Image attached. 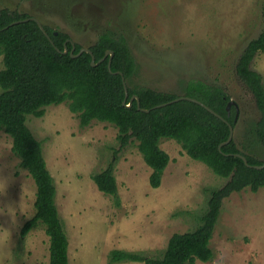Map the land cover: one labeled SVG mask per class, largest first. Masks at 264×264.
<instances>
[{
  "label": "rangeland",
  "instance_id": "1",
  "mask_svg": "<svg viewBox=\"0 0 264 264\" xmlns=\"http://www.w3.org/2000/svg\"><path fill=\"white\" fill-rule=\"evenodd\" d=\"M263 0H0L41 25L59 29L88 48L106 30L126 38L136 64L130 87L182 97L188 82L221 87L237 104L233 138L243 152L264 160V148L249 128L259 118L254 97L236 72L247 44L263 30ZM3 60L0 57V70ZM251 69L264 84V53ZM26 124L42 144V155L56 186L55 203L68 240L69 264H109L115 249L159 257L174 234L193 231L207 210L213 190L228 179L190 158L173 140L159 147L170 162L159 188L152 169L131 140L120 148L117 129L92 121L83 127L67 103L45 108ZM0 131V264H48L49 237L38 224L20 231L35 215L37 187ZM114 164L117 204L92 176ZM207 263L264 264V187L245 188L223 199L209 242ZM115 264H143L123 262Z\"/></svg>",
  "mask_w": 264,
  "mask_h": 264
},
{
  "label": "trees",
  "instance_id": "2",
  "mask_svg": "<svg viewBox=\"0 0 264 264\" xmlns=\"http://www.w3.org/2000/svg\"><path fill=\"white\" fill-rule=\"evenodd\" d=\"M261 10L263 30L244 48L236 72L252 93L259 111V118L249 128V133L264 148V84L261 74L250 68L255 56L264 53V0ZM32 18L35 19L17 10L0 9V57L3 60L0 70V131L11 137L12 153L19 158L21 167L30 174L37 187L35 215L23 225L21 236H26L38 224L43 225L50 242L48 264H69L68 240L55 203L54 179L46 167L42 144L26 124L28 116L42 118L45 108L67 103L83 127L93 120L115 126L120 148L131 140L136 141L138 152L152 169L149 183L153 188L160 187L170 162L169 155L159 147L162 140L175 141L190 158L203 162L216 175L228 179L221 188L211 192L199 225L193 231L172 235L159 257L115 249L110 252L109 264L207 263L213 256L209 242L223 199L245 188L257 192L264 187V168L246 166L239 155H244L250 165H263L264 160L240 150L234 138L219 147L229 136V125L234 129L237 125L234 121L235 107L231 106L229 112L227 110L228 94L221 87L197 81L188 82L182 95L201 101L226 122L200 104L188 100L157 108L179 96L130 87L136 64L124 36L106 30L88 47L95 56V62L100 61L106 51L113 52L109 71V56L97 66L91 65L90 53L72 57L73 45L74 54H78L82 45L73 43L67 33L43 25L51 45L37 23L30 20ZM25 19L29 20L10 26ZM65 46L68 53L62 52ZM116 72L125 78L127 97L122 76ZM133 96L138 98L140 110L136 99L128 106ZM92 178L97 188L112 195L118 204L114 164L110 163Z\"/></svg>",
  "mask_w": 264,
  "mask_h": 264
},
{
  "label": "water",
  "instance_id": "3",
  "mask_svg": "<svg viewBox=\"0 0 264 264\" xmlns=\"http://www.w3.org/2000/svg\"><path fill=\"white\" fill-rule=\"evenodd\" d=\"M27 20H29V19H25V20H21V21H15V22L11 23L10 26H13V25L19 24V23H21V22H25V21H27ZM30 20H33V21H35V22L37 23V25H38L39 29L41 30V32L43 33V35H44V36L46 37V39L50 42V44L53 45V44H52V41L50 40V37L48 36V34L46 33V31L44 30L43 25H41L40 22H39L37 19H33V18H32V19H30ZM55 33H56V32H55ZM55 33H54V34H55ZM72 45H73V44H72ZM74 49H75V45H73L72 50L70 51V55H71L72 57L79 56V55H81V54L84 53V52L90 53V54L92 55V59H91V65H92V66H97L99 63H101L103 60H105V59L109 56L108 69H109V71H111V62H112V57H113V52H112V51H110V50L106 51L105 56H104L100 61L95 62V56L92 54V51H91L90 49L83 47V48L80 49V51L78 52V54H74ZM57 50L60 51L58 48H57ZM62 52H63V53H68V52H69L67 46H65V49H64ZM116 73H118V74H120V75L122 76V74H121L120 72H116ZM122 81H123V84H124L125 96L127 97V96H128V90H127V85H126V82H125V78H124L123 76H122ZM133 99H136V100H137V108H138V110H140L141 108H140L139 100H138V98H136V96H133V97L130 99V104H129L128 106L131 105ZM185 100H188V101H191V102H195V103H197V104H200V105L203 106L206 110H208L209 112H211L212 114H214V115L217 116L218 118L224 120L219 114L215 113L211 108H209L208 106H206L204 103H202L201 101H199V100H197V99H195V98H193V97H189V96L178 97V98L174 99L173 101H171V102H169V103H167V104H162V105H160V106H157V108H160V107L166 106V105H168V104L176 103V102H179V101H185ZM231 106H234V107H235L236 115H235V119H234V121H237L238 116H239V109H238V106H237V104H236L235 102H233V101H229L228 104H227V110H228V112H229ZM142 111H144V112H149V110H142ZM224 121H225V120H224ZM225 122H226V121H225ZM229 129H230V133H229V136H228L227 140L224 141V142H222V143L220 144L219 147H221V145L228 144V143L231 142V140L233 139L234 128H233L231 125H229ZM239 157H241V158L243 159L245 165L248 166V167L255 168V169H263V168H264V164H263V165H250V164L248 163L247 158H246L244 155H239Z\"/></svg>",
  "mask_w": 264,
  "mask_h": 264
}]
</instances>
